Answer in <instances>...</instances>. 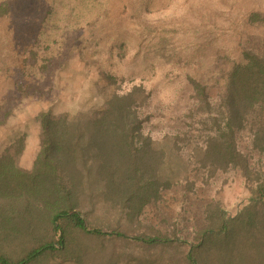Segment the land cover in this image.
Listing matches in <instances>:
<instances>
[{"label": "trees", "instance_id": "trees-1", "mask_svg": "<svg viewBox=\"0 0 264 264\" xmlns=\"http://www.w3.org/2000/svg\"><path fill=\"white\" fill-rule=\"evenodd\" d=\"M120 3V16L143 12ZM10 12L3 2L0 20ZM132 42L123 36L120 48ZM239 51L213 59V85L186 70L164 108L145 83L107 72L86 81L74 110L40 111L30 171L9 150L0 157V264H264V49ZM231 172L251 195L239 213L207 200L191 233L169 216L165 227L143 220L167 193L186 196Z\"/></svg>", "mask_w": 264, "mask_h": 264}, {"label": "rangeland", "instance_id": "rangeland-1", "mask_svg": "<svg viewBox=\"0 0 264 264\" xmlns=\"http://www.w3.org/2000/svg\"><path fill=\"white\" fill-rule=\"evenodd\" d=\"M3 2L11 12L0 20V157L9 150L27 171L41 146L37 114L74 110L88 79L102 83L109 72L125 86L145 83L164 108L186 70L213 85L217 54L264 49V23L248 20L253 12L264 16V0H134L143 11L134 10V19L120 16V0ZM129 34L132 46L123 50L120 40ZM250 199L244 179L231 172L186 196L167 193L162 211L151 206L143 220L165 227L169 216L191 233L202 227L198 212L207 200L222 201L235 215Z\"/></svg>", "mask_w": 264, "mask_h": 264}]
</instances>
